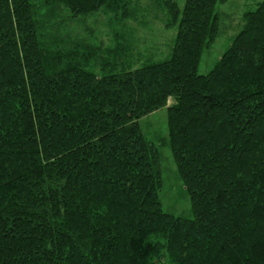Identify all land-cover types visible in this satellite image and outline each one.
I'll return each instance as SVG.
<instances>
[{
	"label": "trees",
	"instance_id": "trees-1",
	"mask_svg": "<svg viewBox=\"0 0 264 264\" xmlns=\"http://www.w3.org/2000/svg\"><path fill=\"white\" fill-rule=\"evenodd\" d=\"M227 1L0 0V264H264V0L198 71ZM153 3L177 28L164 60L69 31ZM162 107L155 143L139 119ZM168 142L192 218L160 202Z\"/></svg>",
	"mask_w": 264,
	"mask_h": 264
},
{
	"label": "rangeland",
	"instance_id": "rangeland-1",
	"mask_svg": "<svg viewBox=\"0 0 264 264\" xmlns=\"http://www.w3.org/2000/svg\"><path fill=\"white\" fill-rule=\"evenodd\" d=\"M179 8L184 9L186 0H176ZM262 0H228L219 4L217 10L220 15L219 33L215 42L207 48L199 65V74H208L225 50L230 46L234 37L244 26V14L255 10ZM150 3H143V7ZM150 11L140 12L134 21H128L127 25L112 24L109 16L102 11L87 16L78 21L68 22L69 31L72 34L92 39L96 44L103 46H116V32L126 35V44H131V62L133 66H140L146 59L159 61L169 58L174 46L177 33L176 27L166 26L167 13L156 4L150 5ZM251 54V53H250ZM130 57V54H129ZM121 66L118 67L120 70ZM174 99H169L173 104ZM139 123L145 136L160 143L162 139H168V111L162 107L139 119ZM162 156V188L159 193L160 202L165 211L176 216L193 217L192 203L189 191L182 179L169 142L160 146ZM159 264H169L167 260Z\"/></svg>",
	"mask_w": 264,
	"mask_h": 264
}]
</instances>
